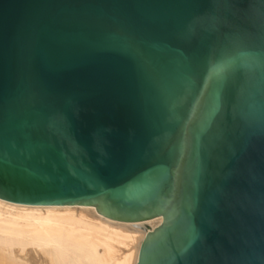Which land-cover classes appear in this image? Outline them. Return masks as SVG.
Segmentation results:
<instances>
[{"label":"water","instance_id":"1","mask_svg":"<svg viewBox=\"0 0 264 264\" xmlns=\"http://www.w3.org/2000/svg\"><path fill=\"white\" fill-rule=\"evenodd\" d=\"M0 198L264 264V0H0Z\"/></svg>","mask_w":264,"mask_h":264},{"label":"bare ground","instance_id":"2","mask_svg":"<svg viewBox=\"0 0 264 264\" xmlns=\"http://www.w3.org/2000/svg\"><path fill=\"white\" fill-rule=\"evenodd\" d=\"M163 221H120L92 205L0 198V264H137L143 241Z\"/></svg>","mask_w":264,"mask_h":264}]
</instances>
